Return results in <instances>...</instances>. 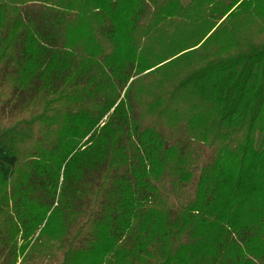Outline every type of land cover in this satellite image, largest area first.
Wrapping results in <instances>:
<instances>
[{"label":"trees","instance_id":"obj_1","mask_svg":"<svg viewBox=\"0 0 264 264\" xmlns=\"http://www.w3.org/2000/svg\"><path fill=\"white\" fill-rule=\"evenodd\" d=\"M0 155V264H264V0H0Z\"/></svg>","mask_w":264,"mask_h":264},{"label":"rangeland","instance_id":"obj_2","mask_svg":"<svg viewBox=\"0 0 264 264\" xmlns=\"http://www.w3.org/2000/svg\"><path fill=\"white\" fill-rule=\"evenodd\" d=\"M5 157V156H4ZM0 159H5L3 158V155H0ZM32 263V262H31ZM48 262H43L42 264H47Z\"/></svg>","mask_w":264,"mask_h":264},{"label":"crops","instance_id":"obj_3","mask_svg":"<svg viewBox=\"0 0 264 264\" xmlns=\"http://www.w3.org/2000/svg\"><path fill=\"white\" fill-rule=\"evenodd\" d=\"M2 164V163H1ZM1 167H4L3 165Z\"/></svg>","mask_w":264,"mask_h":264}]
</instances>
